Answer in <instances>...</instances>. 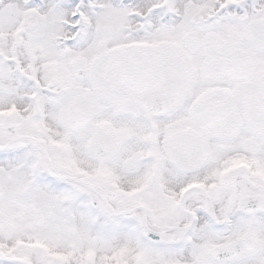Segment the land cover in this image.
<instances>
[{"label":"snow or ice","instance_id":"1","mask_svg":"<svg viewBox=\"0 0 264 264\" xmlns=\"http://www.w3.org/2000/svg\"><path fill=\"white\" fill-rule=\"evenodd\" d=\"M0 264H264V0H0Z\"/></svg>","mask_w":264,"mask_h":264}]
</instances>
